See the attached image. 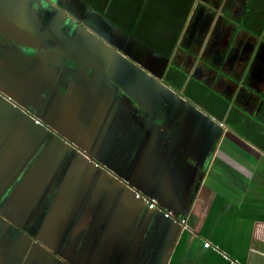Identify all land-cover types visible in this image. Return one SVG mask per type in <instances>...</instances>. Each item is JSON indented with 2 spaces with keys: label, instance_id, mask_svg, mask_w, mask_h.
I'll list each match as a JSON object with an SVG mask.
<instances>
[{
  "label": "crops",
  "instance_id": "0c3cea01",
  "mask_svg": "<svg viewBox=\"0 0 264 264\" xmlns=\"http://www.w3.org/2000/svg\"><path fill=\"white\" fill-rule=\"evenodd\" d=\"M0 264H264V0H0Z\"/></svg>",
  "mask_w": 264,
  "mask_h": 264
},
{
  "label": "built area",
  "instance_id": "2783aa9c",
  "mask_svg": "<svg viewBox=\"0 0 264 264\" xmlns=\"http://www.w3.org/2000/svg\"><path fill=\"white\" fill-rule=\"evenodd\" d=\"M36 121L37 122H41L39 119H37ZM136 196L139 199H141L144 202H146L150 208H152V209L159 208L166 217L175 218V215H174L173 211L170 210V209L160 208L159 204H158V201L154 197H151V196H149L147 194H144V193H141L139 191H137ZM205 244H206V246H211V244L209 242H206Z\"/></svg>",
  "mask_w": 264,
  "mask_h": 264
},
{
  "label": "trees",
  "instance_id": "16d2710c",
  "mask_svg": "<svg viewBox=\"0 0 264 264\" xmlns=\"http://www.w3.org/2000/svg\"><path fill=\"white\" fill-rule=\"evenodd\" d=\"M147 46H149V45H147ZM151 46V45H150ZM154 48V47H153ZM166 54V53H165ZM167 56V55H166ZM203 85V84H202ZM203 86H205V85H203ZM225 100V99H224ZM149 207V206H148ZM150 208V207H149Z\"/></svg>",
  "mask_w": 264,
  "mask_h": 264
},
{
  "label": "water",
  "instance_id": "95a60500",
  "mask_svg": "<svg viewBox=\"0 0 264 264\" xmlns=\"http://www.w3.org/2000/svg\"><path fill=\"white\" fill-rule=\"evenodd\" d=\"M102 165V164H101Z\"/></svg>",
  "mask_w": 264,
  "mask_h": 264
}]
</instances>
